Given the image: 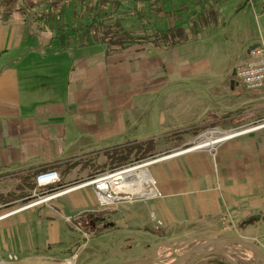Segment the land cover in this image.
<instances>
[{
    "label": "crops",
    "instance_id": "obj_1",
    "mask_svg": "<svg viewBox=\"0 0 264 264\" xmlns=\"http://www.w3.org/2000/svg\"><path fill=\"white\" fill-rule=\"evenodd\" d=\"M80 1L0 0L3 194L12 180L32 190L41 171L56 170L60 181L75 167L88 171L81 157L110 167L153 155L159 136L198 126L209 114L218 125L235 119L244 105L260 109L264 85L231 92L227 76L257 38L253 21L264 19V0H223L216 24L173 48L145 43L110 51L100 44L63 47L55 38L60 24L75 20ZM176 54L185 66L163 69V59ZM163 72L192 83L162 81ZM155 173L163 219L172 228L215 237L245 224L237 233L264 248V139L226 142L214 159L200 151L159 165ZM94 218L103 220V213ZM51 233L53 243L66 241L59 226ZM251 257L239 264H264Z\"/></svg>",
    "mask_w": 264,
    "mask_h": 264
},
{
    "label": "rangeland",
    "instance_id": "obj_2",
    "mask_svg": "<svg viewBox=\"0 0 264 264\" xmlns=\"http://www.w3.org/2000/svg\"><path fill=\"white\" fill-rule=\"evenodd\" d=\"M81 1H83V5L87 8L93 6L92 0ZM189 6L194 7L193 0H189ZM127 7L142 8V5L137 2H131L127 4ZM114 16L120 17L122 24L133 34H142L146 31V29L142 28L139 20L129 13L126 14L123 11H119ZM152 18V21L159 26L172 24V20L169 19H161L160 17ZM77 19L80 20V17H77ZM261 21L264 22V19L260 18V21L257 22L254 18L253 25L256 27L257 38L251 45L260 42L264 43L263 38H261L263 30L260 27L264 28ZM252 32L254 31L252 30ZM181 48L179 51L185 53V47ZM248 58L249 50L248 52H243V55H240V57L237 55L235 66L228 73L229 76H227L228 87L231 92L242 87L237 77V71ZM179 59L177 54L176 59L173 57L169 59L166 56L162 61V68L166 69V66H185L184 63L179 62ZM163 76L162 81L172 79V84L182 85L192 83L185 81L183 76L168 77V73L165 72H163ZM213 100L216 101L213 97L209 100L211 106L215 103ZM244 106L237 109L239 111L235 113L238 114L235 119L231 120L227 118L220 124L214 125L211 124L212 117L214 116L209 114L205 119L206 121L201 124L198 123V126H189L187 129L179 130L173 135L159 136L160 140H158V143L160 147L155 154L145 157L134 156L132 160L123 165L105 167L96 164V162L90 163L95 158L81 157L78 161L90 165L89 170L83 171V167L80 169L75 167L69 175L65 176L55 185V188L48 190L44 194L33 189H27L28 186L25 187L15 180L6 183L5 188H3L6 190L5 192L7 193L6 195L9 198L8 202L10 204L5 205L0 211V214H7L13 210H19L4 217V219H0V239H2V244H0V262L4 264H26L34 262L39 264H63L66 260H69L72 264H114L133 258L145 257L150 254L156 243L160 241L177 245L198 237V235H193L190 231L180 230L176 227L172 228L170 223L164 221L163 206H165V203L161 201L159 194L153 197L120 199L107 207L97 202L98 200L92 184L80 189H73L56 197H51V195H56L59 192L75 186L89 183L90 180L103 174L132 168L146 161L152 162L147 167V170L153 178L152 186L158 192L155 173L157 166L166 164L173 159L186 158L188 155L200 151H206L214 159L219 147L226 142H232L234 140L247 141L249 138L264 139V101L260 105V109L257 110V107L253 105ZM250 128L256 129H251V131L249 130ZM235 130H243V132L235 135L236 137L234 138L219 142L215 146L214 152L211 149L205 148L169 156L176 151L191 148L201 139L221 136ZM165 156L169 157L160 159ZM98 162L100 163V161ZM34 192L35 195H33ZM47 197L51 198L44 203H38ZM30 203H33V205L26 207ZM86 210L94 212H103L106 210L103 213L104 219L99 223L100 228L98 227L95 230L84 232L75 226L72 218L79 214V212ZM110 210L115 212H110ZM36 215L38 216L36 217ZM10 218L14 219L10 220ZM244 225L241 224L238 226L237 230L235 228L233 230L224 229V234L221 236L239 235L244 238V236L237 233ZM57 226L63 229L66 239L65 242L53 243L51 241L56 240L55 235L51 231L53 227L55 228ZM221 236L210 238H218ZM200 242L202 240L196 239L181 250L161 247L154 259V263L169 264L183 250ZM256 245L262 248L260 244L256 243ZM220 250L222 252L220 255L210 256L211 258L209 260L212 264H214L215 260H218L221 264H231L228 258L232 259L234 264H239L240 259L245 262L249 256L250 258L253 256L248 249L237 243H225L220 246ZM190 258L191 256L187 257L182 264H186ZM195 264H209L208 257L199 260Z\"/></svg>",
    "mask_w": 264,
    "mask_h": 264
},
{
    "label": "trees",
    "instance_id": "obj_3",
    "mask_svg": "<svg viewBox=\"0 0 264 264\" xmlns=\"http://www.w3.org/2000/svg\"><path fill=\"white\" fill-rule=\"evenodd\" d=\"M193 1V9L188 7L186 0L133 1L140 3L142 8L127 7V4L121 0H92L93 6L87 8L83 5V1H80L79 6L74 10L76 20L60 24L55 38L63 47H71L73 43L77 47L100 44L104 45L107 51L145 43L156 48H173L197 39L201 30L217 23L218 6L223 0ZM119 11L134 16L146 31L142 34L131 33L122 24L121 18L114 16ZM77 17H80V20ZM152 17L172 20V24L166 28L157 27ZM34 187V184H30L31 189ZM104 212L106 210L84 211L73 217L72 221L80 230L88 232L101 227L99 223L102 219L96 220L94 217L98 215L102 217ZM110 212L114 211L110 210ZM214 264L221 262L215 260Z\"/></svg>",
    "mask_w": 264,
    "mask_h": 264
},
{
    "label": "built area",
    "instance_id": "obj_4",
    "mask_svg": "<svg viewBox=\"0 0 264 264\" xmlns=\"http://www.w3.org/2000/svg\"><path fill=\"white\" fill-rule=\"evenodd\" d=\"M237 77L242 86L246 90L259 89L264 85V43H256L249 50V58L239 67ZM109 175V174H108ZM107 174H103L89 181L93 185L94 193L97 197L99 204L102 206H110L120 199L111 189V185L106 178ZM60 182V176L54 169L41 171L35 175L34 178V191L44 194L48 190L55 188V185ZM35 195V192L33 193ZM53 195H51L52 197ZM8 196L2 193L0 181V211L2 208L9 204ZM40 200L38 203H44L49 198ZM33 205L27 204L26 207ZM9 214V213H7ZM7 214H0V219L4 218Z\"/></svg>",
    "mask_w": 264,
    "mask_h": 264
},
{
    "label": "bare ground",
    "instance_id": "obj_5",
    "mask_svg": "<svg viewBox=\"0 0 264 264\" xmlns=\"http://www.w3.org/2000/svg\"><path fill=\"white\" fill-rule=\"evenodd\" d=\"M256 44V43H255ZM253 44V45H255ZM252 45V46H253ZM251 46V47H252ZM250 47V48H251ZM249 48V50H250ZM259 127V126H258ZM256 127V128H258ZM255 129V128H250ZM243 130H235L233 132H230L228 134H223L215 137H209L207 139H201L199 140L196 144H194L192 147H197L196 149H211L214 152L215 146L226 139H230L232 137H235L238 133H240ZM248 131V130H246ZM185 149L176 151L175 153L169 155H178L184 152ZM191 151V150H189ZM187 152V151H186ZM169 156L162 157L160 159L167 158ZM159 160V159H156ZM152 162L146 161L143 162L137 166H134L132 168H127L122 171L114 172V173H109L107 174L106 178L108 179L111 189L113 192L118 196L117 198L119 199H134V198H140V197H153L157 194L156 188H154L153 185V178L149 171L147 170V167L149 164ZM90 183H84L78 186H75L73 188H70L68 190L62 191L57 193L56 195H53L52 197H56L59 195H63L66 192H69L73 189H80L85 186H88ZM119 194H124V195H119ZM19 210V209H17ZM17 210H13L9 214L5 215L4 217H7L13 213H15ZM63 264H72L71 261L66 260Z\"/></svg>",
    "mask_w": 264,
    "mask_h": 264
},
{
    "label": "water",
    "instance_id": "obj_6",
    "mask_svg": "<svg viewBox=\"0 0 264 264\" xmlns=\"http://www.w3.org/2000/svg\"><path fill=\"white\" fill-rule=\"evenodd\" d=\"M243 132V131H241ZM240 132V133H241ZM238 133V134H240ZM237 134V135H238ZM197 147H191L186 148L184 152L189 150H194ZM183 153V152H182ZM199 239L202 240V242L183 250L178 256H176L169 264H182L185 259L189 256L191 258L186 262V264H195L199 260L211 256V255H220L222 252L220 250V246H222L225 243H237L241 246L248 249L252 255L255 257L256 260L262 261L264 263V250L257 246L256 244L244 239L243 237L239 235H226L221 236L218 238H210L206 236H198L193 239L185 241L183 244H177V245H171L167 243L166 241H160L156 243L153 250L150 252L149 255L145 257H139V258H133L129 260H125L119 263L114 264H155L154 259L158 253L159 248L161 247H168L175 250H181L184 247L188 246L192 241ZM209 247V248H207ZM228 261L231 264H234L233 260L228 258ZM26 264H39L37 262L34 263H26Z\"/></svg>",
    "mask_w": 264,
    "mask_h": 264
}]
</instances>
